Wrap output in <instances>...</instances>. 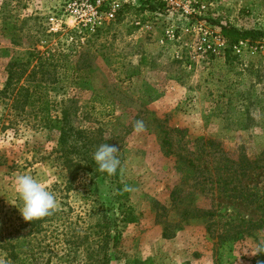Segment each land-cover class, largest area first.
<instances>
[{
  "label": "rangeland",
  "instance_id": "374dc122",
  "mask_svg": "<svg viewBox=\"0 0 264 264\" xmlns=\"http://www.w3.org/2000/svg\"><path fill=\"white\" fill-rule=\"evenodd\" d=\"M144 1L158 10L141 11ZM25 3L20 16H41L58 35L52 42L67 44L65 34L82 31L86 5L96 0ZM112 3L120 6L114 19L84 27L87 35L100 31L86 50L88 77L78 85L64 78L51 93L58 103L72 100L74 127L97 147L119 149L115 175L137 221L121 229L111 264H251V250L264 240V38L232 30L264 32V0H103L98 9ZM26 48L19 34L0 38V90L6 64ZM5 115L11 127L0 133V237L22 217L17 175H32L51 193L64 176L53 151L57 133L25 127L0 101ZM137 120L145 124L140 134ZM78 198L74 191L66 199L69 222L83 226ZM64 225L48 232L49 264H82V252L63 244Z\"/></svg>",
  "mask_w": 264,
  "mask_h": 264
},
{
  "label": "trees",
  "instance_id": "16d2710c",
  "mask_svg": "<svg viewBox=\"0 0 264 264\" xmlns=\"http://www.w3.org/2000/svg\"><path fill=\"white\" fill-rule=\"evenodd\" d=\"M26 1L2 0L0 4V38L7 33L19 34L27 44L22 54L6 64L0 101L25 127L57 133L53 151L64 176L61 184H54L52 189L55 199L61 200L60 206L50 215L31 222L20 217L15 228L0 237V251L4 254L5 264H49L53 250L46 241L48 232L54 225L62 226L66 222L63 244L66 249L82 252V264H111V253L120 240L121 229L137 221L133 209L126 204V184L117 175L98 171L93 160L98 147L84 130L74 127L69 107L72 100L66 98L58 103L51 95L54 85L62 83L64 78L70 84L78 85L88 77L90 67L85 58L86 50L94 45L92 38L100 31L95 29V33L87 35L88 29L83 27L81 32L65 34L67 44H54L52 40L58 35L48 32L44 18L31 14L20 16L17 10L26 8ZM139 9L158 10L150 1L141 2ZM232 32L251 40L264 38V32L260 30L240 33L233 29ZM94 99L98 96L93 95L91 102ZM3 117L7 116H0V133L11 127L10 123L5 125ZM261 128L264 131V122ZM163 143L169 145L165 139ZM74 191L80 193L78 201L83 202L78 213L82 212L84 219L78 215L76 219L86 223L94 218L93 223L82 226L78 222H69L74 211L66 199ZM43 254L48 258H41ZM43 260L45 262L41 263ZM251 264H264V254L255 255Z\"/></svg>",
  "mask_w": 264,
  "mask_h": 264
},
{
  "label": "clouds",
  "instance_id": "9594fccd",
  "mask_svg": "<svg viewBox=\"0 0 264 264\" xmlns=\"http://www.w3.org/2000/svg\"><path fill=\"white\" fill-rule=\"evenodd\" d=\"M144 131V122L137 120L134 123V132L140 134ZM118 152L119 149L116 146L108 143L98 146L93 153V160L98 166V171L110 176L115 175L121 163L117 156ZM13 191L21 202L22 206L18 210L25 221L31 222L48 216L57 206L55 196L32 175H17L13 182ZM251 254H264V240L256 244Z\"/></svg>",
  "mask_w": 264,
  "mask_h": 264
},
{
  "label": "built area",
  "instance_id": "2783aa9c",
  "mask_svg": "<svg viewBox=\"0 0 264 264\" xmlns=\"http://www.w3.org/2000/svg\"><path fill=\"white\" fill-rule=\"evenodd\" d=\"M103 3V0H96V3H94V6H91V4H87L86 6L91 7V11L88 12V16L87 18H85V20H80L81 21V25L83 27H95V24H97L98 20L100 19V17H104L106 20H112L114 19L115 15L117 14V12L119 11V4L117 3H112L111 5H108V7L106 6V9L103 10L98 9L99 6H101Z\"/></svg>",
  "mask_w": 264,
  "mask_h": 264
}]
</instances>
